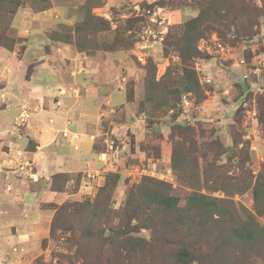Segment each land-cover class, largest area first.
Wrapping results in <instances>:
<instances>
[{
	"label": "rangeland",
	"instance_id": "rangeland-1",
	"mask_svg": "<svg viewBox=\"0 0 264 264\" xmlns=\"http://www.w3.org/2000/svg\"><path fill=\"white\" fill-rule=\"evenodd\" d=\"M42 3L26 0L14 15L0 21V33L14 37L13 50L18 53L25 45L16 34L15 17L23 8L33 13L43 11L30 6L40 8ZM52 6L60 21L58 29L50 31L49 39H62L76 50L77 43L83 52L103 56L108 60L105 84L122 90L124 95L122 105L109 100L103 111L104 115L123 116L118 134L100 140L106 153L98 155L102 165L113 163L111 171L120 175L112 194L114 208L122 207L125 191L139 182V167H156L157 172L170 170L171 174L164 173L162 178L144 176L171 185L180 207H184L191 191H197L230 199L240 210L241 220L250 212L264 227V0H49L48 8ZM197 16V29L186 32L185 22ZM201 25L207 27L202 36L198 34ZM77 26L84 28L75 33ZM0 67L5 69L3 63ZM183 85H190L191 90ZM6 105L0 93V115L9 117L10 126L18 111L4 109ZM25 113L19 111L7 133L14 130L22 135ZM177 125H188L193 131L184 137ZM31 145L27 140L26 148ZM172 155L180 165L179 171L172 169ZM15 157L17 161L10 164L27 170V180L35 179V165L24 156L23 149H16ZM216 165H223L219 172ZM107 172H85L82 181V173H78L67 189H81L77 195H61L56 202L43 206L54 213L49 204L93 199ZM217 172L214 182L212 176ZM54 175L52 186L63 190L69 175ZM259 182L256 201L253 188ZM244 185L247 187L239 192L237 189ZM221 226L211 239L226 242L232 225ZM137 235L148 239L151 230L143 228ZM73 237L65 229H57L52 237L48 233L30 264H80L70 259L75 250ZM260 243H235L229 264H264V245Z\"/></svg>",
	"mask_w": 264,
	"mask_h": 264
},
{
	"label": "crops",
	"instance_id": "crops-1",
	"mask_svg": "<svg viewBox=\"0 0 264 264\" xmlns=\"http://www.w3.org/2000/svg\"><path fill=\"white\" fill-rule=\"evenodd\" d=\"M15 19L25 46L21 53L0 48L5 68L0 67V93L4 109L24 110L26 122L22 135L7 133L18 113L10 126L9 117L0 115V264H30L40 253L53 215L43 204L77 195L81 189L67 191L73 176L82 173V181L85 172L113 170V163L98 160L99 153H106L100 140L118 134L123 115L103 111L110 101L117 106L125 102L122 90L105 84L107 59L49 39L60 21L54 6L37 13L23 8ZM29 139L32 145L26 148ZM16 149L32 160L35 179L27 180V170L10 164L17 161ZM56 173L69 175L63 190L52 186Z\"/></svg>",
	"mask_w": 264,
	"mask_h": 264
},
{
	"label": "trees",
	"instance_id": "trees-1",
	"mask_svg": "<svg viewBox=\"0 0 264 264\" xmlns=\"http://www.w3.org/2000/svg\"><path fill=\"white\" fill-rule=\"evenodd\" d=\"M25 1L0 0V21L8 14L14 15ZM41 1L40 8L30 6L35 11L48 8L49 0ZM199 20L197 16L186 21V32L196 30ZM83 28L77 26L74 32L78 33ZM206 30L207 27L201 25L198 34L202 36ZM55 40L66 43L62 39ZM15 43L14 37L0 33L1 47L13 50ZM75 46L78 51H83L77 43ZM184 70L188 74V67ZM183 86L185 90H191L190 85ZM177 128L184 137L193 131L188 125H177ZM172 167L174 171L180 169L175 155H172ZM221 167L223 165H216L215 168L219 172ZM218 172L214 174L217 176H212V181L218 180ZM62 175L57 173L54 176L58 178ZM119 179L118 172L109 171L93 199L49 204L54 209L50 236H54L57 229L73 233L75 250L70 259L80 264H229L235 243L254 245L261 241V246L264 245V237L260 239L264 227L254 220L250 212L244 213L245 208L242 209L245 219L241 220L240 210L230 199L191 191L184 207H180L179 196L172 193L171 185L148 176H142L139 182L131 184L125 191L122 207L114 208L112 194L117 190ZM246 187L244 185L237 190L240 192ZM259 193L260 182L253 188L256 201ZM227 223L232 225L229 240L218 242L216 238L211 239L219 227ZM143 228L151 230L150 238L137 235ZM206 248L211 251H205Z\"/></svg>",
	"mask_w": 264,
	"mask_h": 264
},
{
	"label": "built area",
	"instance_id": "built-area-1",
	"mask_svg": "<svg viewBox=\"0 0 264 264\" xmlns=\"http://www.w3.org/2000/svg\"><path fill=\"white\" fill-rule=\"evenodd\" d=\"M26 164L28 165L29 163H28V161L26 162ZM30 165V164H29ZM31 169V168H30ZM136 172H138V174L140 175V176H144V175H152V176H154V177H160V178H162V177H164V173H166V174H171V171L170 170H167V171H165L164 173L163 172H157L156 171V167H152L151 169H147L146 167H139L138 168V170L136 171ZM34 174H30V176H33ZM87 177L88 178H90L91 177V175L90 174H88L87 175ZM4 264H7V263H4Z\"/></svg>",
	"mask_w": 264,
	"mask_h": 264
}]
</instances>
